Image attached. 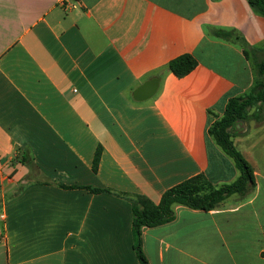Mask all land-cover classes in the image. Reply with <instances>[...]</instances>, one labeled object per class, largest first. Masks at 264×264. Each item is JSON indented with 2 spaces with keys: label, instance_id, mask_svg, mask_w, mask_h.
<instances>
[{
  "label": "crops",
  "instance_id": "crops-1",
  "mask_svg": "<svg viewBox=\"0 0 264 264\" xmlns=\"http://www.w3.org/2000/svg\"><path fill=\"white\" fill-rule=\"evenodd\" d=\"M253 49H264V17L248 0H0V264H140L120 194L158 204L198 175L239 177L208 131L254 88ZM184 54L198 62L189 75H159ZM153 78L156 95L137 101ZM261 107L235 146L260 134ZM252 147L236 149L255 190L144 227L149 264H264V148Z\"/></svg>",
  "mask_w": 264,
  "mask_h": 264
},
{
  "label": "trees",
  "instance_id": "trees-1",
  "mask_svg": "<svg viewBox=\"0 0 264 264\" xmlns=\"http://www.w3.org/2000/svg\"><path fill=\"white\" fill-rule=\"evenodd\" d=\"M248 3L256 14L264 17V0H248ZM213 35L227 42L239 41V34L235 30L217 29ZM252 51L263 54L255 61L254 88L247 95L232 98L228 102L223 117L218 119L208 131L216 144L234 161L240 173L239 177L230 184L214 185L206 176L198 175L167 190L158 204L140 195L120 194L132 204L134 249L140 264H149L143 252L142 230L144 227L153 228L172 222L175 219L177 206L212 211L218 209L222 202L232 195L239 194L246 197L255 190L254 170L236 149L233 141L234 136L243 134L238 131L237 127L243 122H248L251 117L250 111L264 105V49H253ZM244 53L248 56L246 50ZM197 66L198 62L192 54H184L172 60L159 75L172 73L178 78H184ZM100 157L101 148L95 155L94 171H97ZM22 162L27 165L31 164L30 158L27 157H24ZM87 189L92 192L103 191L88 187ZM262 256L264 257V253Z\"/></svg>",
  "mask_w": 264,
  "mask_h": 264
},
{
  "label": "water",
  "instance_id": "water-1",
  "mask_svg": "<svg viewBox=\"0 0 264 264\" xmlns=\"http://www.w3.org/2000/svg\"><path fill=\"white\" fill-rule=\"evenodd\" d=\"M160 81V78H153L147 81L136 90L134 95L135 99L137 101H147L153 98L159 90Z\"/></svg>",
  "mask_w": 264,
  "mask_h": 264
},
{
  "label": "rangeland",
  "instance_id": "rangeland-1",
  "mask_svg": "<svg viewBox=\"0 0 264 264\" xmlns=\"http://www.w3.org/2000/svg\"><path fill=\"white\" fill-rule=\"evenodd\" d=\"M257 110H259V109H257ZM257 110H256L255 113H253V114H254V115L258 114V115H259L258 117L261 119L262 116H264V105L261 107V109H260L259 111H257ZM259 121H260V120H259ZM258 130L260 131V134L253 138V137H251V135H252V136H255L257 129H255V128L252 127V131H251L250 134H249V136H250V140H249L248 137H246L245 139H242L243 142L246 143L248 146L253 145L252 148H264V146L260 143L262 137L264 136V127L260 128V129H258ZM236 139H237V137L234 136V137H233V141H234V142L237 141ZM244 143H241V144H240V143L237 142V143H235V144H236L235 147H236V148H242V145H243Z\"/></svg>",
  "mask_w": 264,
  "mask_h": 264
},
{
  "label": "built area",
  "instance_id": "built-area-1",
  "mask_svg": "<svg viewBox=\"0 0 264 264\" xmlns=\"http://www.w3.org/2000/svg\"><path fill=\"white\" fill-rule=\"evenodd\" d=\"M75 2V3H74ZM73 3L69 2L68 0H61V4L65 7V8H72L75 9L77 7V2L78 0H74ZM2 236L0 235V241L2 240L1 238Z\"/></svg>",
  "mask_w": 264,
  "mask_h": 264
}]
</instances>
